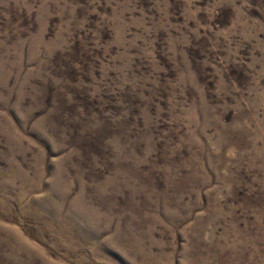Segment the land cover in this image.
<instances>
[{
  "label": "rangeland",
  "instance_id": "obj_1",
  "mask_svg": "<svg viewBox=\"0 0 264 264\" xmlns=\"http://www.w3.org/2000/svg\"><path fill=\"white\" fill-rule=\"evenodd\" d=\"M0 264H264V0H0Z\"/></svg>",
  "mask_w": 264,
  "mask_h": 264
}]
</instances>
